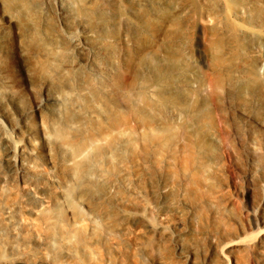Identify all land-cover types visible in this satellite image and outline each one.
I'll list each match as a JSON object with an SVG mask.
<instances>
[{
	"label": "bare ground",
	"instance_id": "1",
	"mask_svg": "<svg viewBox=\"0 0 264 264\" xmlns=\"http://www.w3.org/2000/svg\"><path fill=\"white\" fill-rule=\"evenodd\" d=\"M189 6L0 0V264L34 249L62 264L85 256L86 244L122 264H172L174 250L191 264L221 259L201 229L200 196L167 170L178 163L182 173H202L220 144L208 122L224 84L203 83L182 50ZM212 41L216 64L223 48L236 50L233 40ZM7 59L25 94L14 89ZM248 60L226 80L246 103L264 97V75ZM254 108L243 105L241 114L257 119L263 107ZM38 155L58 175L40 172ZM68 216L87 224L88 240L66 227Z\"/></svg>",
	"mask_w": 264,
	"mask_h": 264
},
{
	"label": "rangeland",
	"instance_id": "2",
	"mask_svg": "<svg viewBox=\"0 0 264 264\" xmlns=\"http://www.w3.org/2000/svg\"><path fill=\"white\" fill-rule=\"evenodd\" d=\"M188 2L190 14L182 32V50L190 57L203 83L218 78L224 84L219 109H212L208 122L210 131L219 138L220 144L212 151L213 160L202 173L197 172L194 166L182 173L183 167L178 163L167 170L177 172L181 185L192 190L195 196H200L196 212L201 220V229L210 235L212 248L223 251L221 259L215 264H264V97L247 101L255 106L252 114L263 107L261 115L252 119L241 114V108L248 103L233 96L226 85L233 69L250 64L248 59L251 56L257 60L258 74L264 75V0ZM228 39L234 41L236 50L231 53L223 48L220 51L221 61L214 63L210 58L211 41ZM149 40L145 38L146 42ZM8 41L14 42L11 33ZM127 44L131 45L129 41ZM157 48H160V43ZM11 64V60H5L12 85L25 94L26 82ZM27 100L29 103L31 98L27 97ZM29 122L35 131L39 122L33 113ZM36 162L40 172L48 170L58 175L59 167L47 165L41 155ZM51 191L53 193L55 189ZM129 196L132 198L133 194ZM159 220L162 222L163 218ZM65 225L79 230L88 240L89 229L85 222L68 216ZM84 252L85 256L66 259L62 264H122L119 255L106 258L102 253L91 254L88 244ZM16 264L51 262L44 259L43 250L34 249L31 257L23 258ZM144 264L152 262L145 258ZM172 264H191V261L174 250Z\"/></svg>",
	"mask_w": 264,
	"mask_h": 264
}]
</instances>
